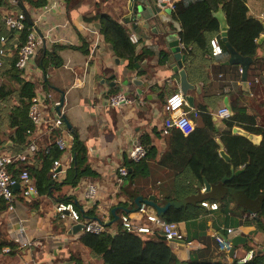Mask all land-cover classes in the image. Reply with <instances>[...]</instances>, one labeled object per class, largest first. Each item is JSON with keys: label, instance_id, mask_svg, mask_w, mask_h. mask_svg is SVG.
<instances>
[{"label": "crops", "instance_id": "1", "mask_svg": "<svg viewBox=\"0 0 264 264\" xmlns=\"http://www.w3.org/2000/svg\"><path fill=\"white\" fill-rule=\"evenodd\" d=\"M10 1L13 4V0ZM153 1L157 4L156 0ZM246 4L249 15L264 22V0H246ZM127 5L128 0H46V4L39 7L26 4L33 15H40L41 32L49 30L57 23L65 25L48 32L51 39L46 40L32 58L25 74L43 92L50 94L43 104V112L50 117L58 113L55 107L63 93L60 114H64L71 124L69 130L64 123L68 137L73 144L71 133L75 131L83 141L87 150V163L95 175L81 177L75 186L62 183L72 162L70 149L68 153L59 156L66 170L64 175L51 178L47 194L25 199L17 186L18 202L14 211L8 212L6 207L0 211V226L6 237L13 241L16 237H22L21 240H28L31 244L21 247L15 241L21 248L20 251L12 256L2 252L0 264H71L72 258L80 256L91 264L100 261L80 243L81 230L73 232L74 224L62 221L54 214V205L57 201H63L59 199L65 196L71 197L82 212L95 209L97 216L82 218L81 221L104 215H109L110 219L111 210L121 207L120 204H126L130 208L128 212L135 216L131 200L122 191L128 180L120 177L118 167L123 165L124 154L127 155L136 142H141L144 134L149 136L156 154L148 160V174L137 177L133 187H137L144 194L148 193V196L153 195L160 204L165 195H170L175 189L185 188L179 174L188 173L182 167L190 160L191 151L197 143L182 139L176 130L167 134L162 132L163 120L167 115L164 109L165 100L170 93L180 91L179 74L172 68L175 59L160 31H151V26L142 20L125 21V18L130 17ZM46 7H50L49 11H45ZM5 9L8 8L1 9V13ZM222 13L225 17L223 10ZM97 14L112 19L126 29L134 49V57L130 59L115 51L112 41L105 39L101 33L103 20L89 19ZM169 17L180 27L173 10ZM171 21H166L165 26L176 29ZM133 32L138 36L136 43L129 38ZM263 33L264 31L260 37ZM212 37L220 40V30ZM258 43L261 53L255 66L248 69L247 86L244 87L240 78L241 68L237 64L228 65V55H210L211 46L207 41L205 52L197 48L187 57L182 52L183 44L179 39L184 55L182 68L192 85L188 90L192 100L191 103L186 101V109L195 126H203V110L212 115L215 128L209 129L208 134L219 146L222 145L221 133L229 130L224 120L214 115L219 106H227L232 115L237 113L253 116L254 124L250 123V126L264 127V39ZM163 53L166 54V59L162 62ZM49 54L50 62L42 67V59H46ZM57 59L61 64L54 65ZM124 77L127 78V84L123 83ZM132 79L141 80L142 83H132ZM45 82L50 90L44 86ZM119 91L126 92L131 102L122 106L110 105L109 97ZM195 109L198 110L197 116L194 115ZM243 124L249 125L246 122ZM242 126L234 125L230 130L253 143L260 142L261 134ZM5 138L4 146H11L12 141ZM28 138L38 146L37 153L27 161L34 163L42 156V147L44 149L50 146L51 130L47 128V123H42L28 134ZM0 153L13 154L12 150L3 147L0 148ZM52 168L53 163L51 170ZM31 176L36 183V178ZM89 180L98 189L94 202H89L84 194ZM203 188L204 184L188 196L195 195L198 189L203 191ZM217 202L220 206V202ZM253 205L256 207L257 203ZM229 206L235 209L230 198ZM253 215L252 211H246L239 218L227 220L224 215L202 207L192 221L178 222L180 238L167 243L177 263L204 260L242 263L249 250L264 249V232L255 223L248 221ZM229 227L246 237L245 242L238 244L231 255L229 251L219 248L213 236L215 232L225 234ZM19 228H23L21 233Z\"/></svg>", "mask_w": 264, "mask_h": 264}, {"label": "trees", "instance_id": "2", "mask_svg": "<svg viewBox=\"0 0 264 264\" xmlns=\"http://www.w3.org/2000/svg\"><path fill=\"white\" fill-rule=\"evenodd\" d=\"M25 3L39 7L44 6L46 0H17L15 5L10 0H0V12L1 9L9 7L26 11ZM219 7L222 8L227 19V40L230 45L242 56L255 55L259 47L257 39L264 31V25L260 19L249 15L246 0H178L175 3L173 15L180 24L179 38L183 44L182 52L188 57L197 48H201L203 52L206 51L207 41L210 44L209 40L220 30L219 21L214 14ZM94 18L103 20L101 33L105 39L112 41L113 47L119 55L128 56L130 59L134 57V49L124 27L101 14L94 15L89 19ZM0 35H5L8 39L19 35L21 42H24L26 30L21 32L8 30L0 14ZM219 42L223 51L218 56H227L228 51L221 38ZM50 54L46 55V59H42V67H46L50 62ZM162 56L161 61L163 62L166 59V54L163 53ZM52 57L56 59L55 56ZM14 61V57H5L2 65H0V148L12 150L13 154H16L22 152L29 143L27 129H35L28 116V111L31 98L35 94L36 83L15 68ZM256 62L257 59L253 60L249 69L253 68ZM59 64L61 61L57 59L54 65ZM44 84L46 87L47 83ZM201 115L202 127L195 126L188 135L176 130L182 139L194 141L197 146L192 149L188 163L182 167L186 168L188 173L179 174V178L183 181L186 189H175L170 195H165L164 200H180L189 194H194L197 188L203 187L204 180L209 182L212 187L220 184L226 189L225 193L219 197L207 198L220 202V206L214 211L219 215H224L227 220L239 218L244 212L252 211L254 215L250 217V220H247L255 223L257 228L264 232V127L250 126V123L254 124V117L250 115L234 113L231 117L223 119L229 127V130L223 131L220 135L222 146L229 156V160H226L219 153V143L208 134L209 129L214 130L215 128L212 115L204 110ZM244 122L249 125H244ZM241 124L246 129L261 134L260 142L253 143L230 130L234 125L242 126ZM51 134L52 142L50 146L44 149L42 147V156L39 160L29 163L27 162L28 159L7 166V170L16 180H19V174L23 169L33 175L36 178L39 194L49 192L52 163L61 154L55 143L59 132L53 130ZM71 134L73 135L72 162L62 183L75 186L81 177L92 176L95 173L87 163V150L83 141L75 131ZM5 137L12 141L11 146H4ZM140 141L146 149V155L143 159L134 162L127 155L124 154L123 156V165L128 168V173L124 179L128 182L122 191L127 194L131 200L132 208L135 209L140 202L147 198L148 193L140 192L132 184L136 183L137 177L148 174V160L156 154V149L151 145L148 135H142ZM236 170L239 172L232 175V172ZM224 176L229 178L222 181ZM229 198L232 199L235 209H231L229 206ZM59 200L72 201L71 197L65 196ZM73 203L78 209L81 219L97 216L94 208L82 212L77 204ZM253 203H257V206L255 207ZM119 206L121 207H115V221L108 225L110 229H114V233L105 231L100 234L84 233L80 236V243L89 249L92 256L100 260L101 264H184L176 262L175 256L163 236L140 235L125 231L120 224V215L127 213L130 208H127L126 204ZM5 207V201L0 198V211H3ZM202 207L200 202L187 203L181 206L170 205L160 216L168 221L189 222L193 220L194 215L198 214ZM112 219L113 215L111 214L110 220ZM236 222L239 223L240 221ZM6 247L9 249L7 253L11 256L21 249L15 241L5 236L4 230L0 226V254ZM71 264H91V262L80 256L72 258ZM185 264H264V249L253 250L251 257L242 263L204 260Z\"/></svg>", "mask_w": 264, "mask_h": 264}, {"label": "built area", "instance_id": "3", "mask_svg": "<svg viewBox=\"0 0 264 264\" xmlns=\"http://www.w3.org/2000/svg\"><path fill=\"white\" fill-rule=\"evenodd\" d=\"M178 0H158L159 3H165L171 10L175 9V3ZM16 4L15 0L12 1ZM50 7H46L45 11H49ZM2 20L8 30H15L17 32L26 30V38L21 42L19 35H15L12 39H8L5 35H0V65L3 63L5 57L15 58L14 67L20 71H27L30 66V61L36 53L43 47L46 40L51 39L48 32L65 26L63 23H57L56 26L50 28L45 32H41L42 21L40 15L37 17L31 13L26 7V11H14L13 8L3 10ZM97 34L96 32H94ZM133 43L138 41V36L135 32L129 36ZM211 51L210 55H219L222 53L223 48L216 37L209 40ZM37 85V84H36ZM38 86V85H37ZM35 88V94L31 98L28 116L32 121L34 127L40 126L42 123H47V128L51 131L57 130L59 132L55 139L58 149L61 151L60 156L69 152L72 146V140L68 137V131L64 125L60 113H56L53 117L43 112V104L46 98L50 97L49 93L42 91L41 87ZM109 104L112 106H122L131 102V99L124 91H119L109 97ZM187 102L184 94L181 91H174L170 93L164 103V109L167 112L163 120L162 132L167 134L171 130H178L184 135H188L194 130V123L189 117V111L186 109ZM194 115H198V110H194ZM214 115L219 119H227L231 117V110L225 106H219ZM34 130L27 129V134L32 133ZM38 151L37 144L30 140L25 149L19 154H5L0 153V198L6 203V211L12 212L15 209V204L18 202L16 187L21 189L22 196L28 199L32 196L39 194L34 178L25 169L21 170L19 180H16L12 174L7 170L8 164L14 163L17 160L24 162L30 156H34ZM146 155V149L141 142H136L128 151L127 157L138 162ZM60 157L53 161V168L50 172L51 176L55 178L57 175H64L66 168L62 166ZM57 167H59L57 169ZM128 173V168L125 165L118 167V174L124 178ZM204 189V188H203ZM97 185L93 181H88L85 187V198L89 202H94L97 197ZM200 205L206 209L215 210L219 207L216 200L203 199ZM54 214L62 221L69 222L70 224L83 223L81 233L100 234L108 231L114 233V229H110L107 224L110 219L109 215L97 219L81 221V215L75 204L72 201H57L54 205ZM135 216L129 212L120 215V224L127 232H132L140 235H155L163 236L164 240L171 242L180 238V228L178 222L168 221L160 216L154 207L142 201L133 211ZM20 233H21V228ZM18 229V230H19ZM240 234L234 228L229 227L226 229L225 234L214 233L215 241L221 250L229 251L231 243L225 238L233 235ZM225 235V236H224ZM22 237H16L14 240L20 244L21 247L29 246L31 244L28 240H21ZM8 248L3 249V253L8 252ZM252 250H249L246 257L247 260L252 255Z\"/></svg>", "mask_w": 264, "mask_h": 264}, {"label": "water", "instance_id": "4", "mask_svg": "<svg viewBox=\"0 0 264 264\" xmlns=\"http://www.w3.org/2000/svg\"><path fill=\"white\" fill-rule=\"evenodd\" d=\"M157 4L153 0H128L127 9L129 11L130 17L125 18L126 22L135 21V20H142L145 24H148L151 26V31L158 32L160 31L161 34L164 35L163 39L166 41L167 45L169 46V49L173 55V58L175 59V62L172 64V68L175 72L179 74L180 78V91L184 94L185 99L188 103H191V96L188 95V90L192 88V85L188 82L185 70L182 68L183 65V59L184 55L181 52V46L179 45V34L180 31L179 25L171 21V18L169 17V14L171 13V9L166 6L165 3H159L158 0ZM219 21V29H220V36L221 40L224 42V45L228 51V59L226 63L228 65L237 64L241 68V84L242 86H247V77H248V69L250 64L253 60H256L259 58L261 51L259 48L256 51V54L253 56H242L239 54L228 42L227 40V34H228V23L226 17L223 16L222 9L219 8L216 13H214ZM166 21H171L175 26L176 29H169V27L165 26ZM264 25V22H262ZM136 28V25H133ZM159 28V30H158ZM177 30V31H176ZM264 39V33L263 35L258 39V42ZM132 83L140 85L142 83L141 80L138 79H132ZM123 83L127 84V78L124 77ZM139 93H141V90H138ZM63 105V93H61L60 101L56 105V110L58 113H61V107ZM63 121L66 125V127L71 130V124L68 121V119L65 117L64 114H61ZM220 155L225 158L226 160H229V156L223 149L222 145H220L219 150ZM232 168V167H231ZM233 170V168H232ZM239 170L233 171L232 175L235 173H238ZM229 177L224 176L222 178V181L228 179ZM53 181V180H52ZM225 190L220 184L211 187L210 183L204 180V189L201 191L198 189L197 193L195 195H190L186 197L185 199L178 200V201H168L165 200L161 204L157 203L155 201V197L153 195H149L144 202H146L148 205L154 207V209L157 211L158 214H163L167 208L170 205L173 206H181L187 203H193V202H199L205 198L209 197H219L223 193H225ZM111 213L113 215V219L109 221L107 224H111L116 219L115 214V208L111 210ZM83 227V223H76L73 225V232L80 231ZM225 238L231 243V248L229 250V254L231 255L235 247L238 244H241L245 242L246 237L237 234L233 235L231 237Z\"/></svg>", "mask_w": 264, "mask_h": 264}, {"label": "rangeland", "instance_id": "5", "mask_svg": "<svg viewBox=\"0 0 264 264\" xmlns=\"http://www.w3.org/2000/svg\"><path fill=\"white\" fill-rule=\"evenodd\" d=\"M26 4H27V3H25V5H26ZM28 5H29V4H28ZM13 10H14V11H19L20 9H19V8H14ZM0 14H1V16H3V13L0 12ZM22 72H23V71H22ZM23 73H24V72H23ZM24 74H25V73H24ZM25 75H26V74H25ZM28 79H29V78H28ZM30 80H31V79H30ZM44 85H45V84H44ZM46 87H47V85H46ZM47 88H48V87H47ZM48 89H49V88H48ZM49 90H50V89H49ZM1 227H2V226H1ZM77 250H78V251H81V249H79V248H78ZM86 255H87V253H86ZM100 263H101L100 261H95V262H94V264H100Z\"/></svg>", "mask_w": 264, "mask_h": 264}, {"label": "clouds", "instance_id": "6", "mask_svg": "<svg viewBox=\"0 0 264 264\" xmlns=\"http://www.w3.org/2000/svg\"><path fill=\"white\" fill-rule=\"evenodd\" d=\"M172 11V10H171ZM174 11V10H173ZM219 41V40H218ZM63 119V118H62ZM64 122V121H63ZM200 202V201H199ZM225 236V235H224Z\"/></svg>", "mask_w": 264, "mask_h": 264}]
</instances>
